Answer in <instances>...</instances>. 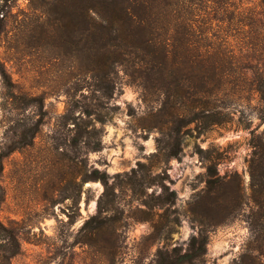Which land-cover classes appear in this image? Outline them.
I'll return each instance as SVG.
<instances>
[{"label": "rangeland", "instance_id": "obj_1", "mask_svg": "<svg viewBox=\"0 0 264 264\" xmlns=\"http://www.w3.org/2000/svg\"><path fill=\"white\" fill-rule=\"evenodd\" d=\"M49 2L14 0L0 11V219L20 241L11 264H160L201 229L208 240L198 264H264L251 187L264 101L248 84L262 72L260 0H228L250 24L211 20L209 34L238 53L246 77L234 97L214 100L229 120L210 126L187 110L191 97L146 90L122 65L110 92L81 76L75 45L51 34ZM177 123L178 153L168 156ZM208 155L232 196L221 211L203 199Z\"/></svg>", "mask_w": 264, "mask_h": 264}, {"label": "trees", "instance_id": "obj_2", "mask_svg": "<svg viewBox=\"0 0 264 264\" xmlns=\"http://www.w3.org/2000/svg\"><path fill=\"white\" fill-rule=\"evenodd\" d=\"M1 3L2 16L7 15L14 0ZM227 3L228 0H50L48 9L54 15L50 31L62 43L75 45L81 76L89 73L98 89L110 92L115 67L122 65L125 73L146 90L160 91L167 97H191L187 110L194 113V119L202 118L203 126H210L229 120L226 113L221 115V110L215 108L214 100L219 96L234 97L246 77L240 73L238 53L217 44L209 34L211 20L225 14L232 20L246 19L247 24L253 21L251 16H239L241 12L230 10ZM260 4L262 9L257 13L264 16V0ZM260 59L263 73L255 72L248 84L264 101V53H260ZM221 106L229 107L226 101ZM197 109L208 112L198 116ZM168 114L173 119L178 116L172 110ZM179 128L177 123L173 141L164 146L165 155H177ZM253 145L258 149L251 162L252 199L264 217V141L259 139ZM2 157L0 154V163ZM205 158L203 199L209 201L210 209L221 211L230 205L232 196L219 187L222 179L213 158ZM2 197L1 191L0 202ZM99 213L98 207L86 223L97 220ZM17 232L14 224L0 219V264H11V257L19 252ZM207 240L201 229L198 235L191 236L184 253L167 254L160 264L202 262ZM159 253L163 254L161 250Z\"/></svg>", "mask_w": 264, "mask_h": 264}]
</instances>
